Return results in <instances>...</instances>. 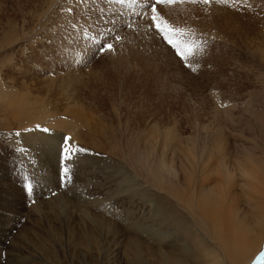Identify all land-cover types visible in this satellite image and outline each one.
I'll use <instances>...</instances> for the list:
<instances>
[{
    "label": "rangeland",
    "instance_id": "374dc122",
    "mask_svg": "<svg viewBox=\"0 0 264 264\" xmlns=\"http://www.w3.org/2000/svg\"><path fill=\"white\" fill-rule=\"evenodd\" d=\"M143 7L0 0V264H129L125 239L150 216L140 200L165 204L186 180L199 183L202 162L221 160L219 142L231 168L264 172V0L164 3L161 31L150 29ZM165 34L187 49L196 71ZM104 43L114 48L101 53ZM22 122L31 139L25 151L15 135ZM44 128L54 142L32 139ZM66 136L85 151L67 164L61 185ZM173 159L180 190L162 169ZM236 191L249 216L256 207ZM250 264H264V241Z\"/></svg>",
    "mask_w": 264,
    "mask_h": 264
},
{
    "label": "bare ground",
    "instance_id": "6f19581e",
    "mask_svg": "<svg viewBox=\"0 0 264 264\" xmlns=\"http://www.w3.org/2000/svg\"><path fill=\"white\" fill-rule=\"evenodd\" d=\"M248 7V10L254 8L251 2L248 3ZM254 11L252 9L253 13ZM263 44H258L261 51H257L262 57ZM4 111L7 118H13L12 114H7L11 111L10 108ZM27 115L25 113L26 117ZM29 119L28 115L27 120ZM25 127V122H22L17 131L20 133L17 138L24 143V151L26 145L31 142L29 131ZM41 136H45L44 138L50 142L55 141L53 134L43 131L39 135H34L32 139L38 141ZM223 145H225L223 141L219 142L215 150L213 149L215 154H221V160L217 165L215 167L211 165L212 156H209L202 162L203 166L200 168L206 175L200 176L199 183H193L192 179L186 180L185 189L180 186L182 184L179 185V172L175 160H172L169 167H167L169 162H166L167 168L163 163L161 164L163 172L171 174V178L177 181L178 186L181 187L179 190L182 189L183 192L181 195L173 194L175 196L174 198L172 196V201H165V204L161 205L156 200H140L144 204L150 203V205L148 203L149 207L151 206L150 216L143 217V222L147 226L139 222L133 224V229L139 235L130 239L126 237L123 260L129 264H250L256 258L264 241V172L261 167L247 166V163H237L235 169L231 168L224 154L222 155L225 151ZM189 158L194 162L193 158L190 156ZM152 166L150 165L151 168ZM213 168H215L214 173ZM194 170L196 169L188 165V176H194ZM160 172L163 174L162 170ZM237 173L241 178L239 185L235 182ZM213 175H216V180H213L214 177L212 179ZM236 187L246 198V204L252 203V208L256 207L250 212V219L248 218L250 215H246L237 204ZM190 195H193L192 201H190L192 198L189 199ZM96 205L98 204L94 202V206ZM141 207L143 211L149 209L148 206ZM102 211L107 213L106 207Z\"/></svg>",
    "mask_w": 264,
    "mask_h": 264
},
{
    "label": "snow or ice",
    "instance_id": "6c2138e0",
    "mask_svg": "<svg viewBox=\"0 0 264 264\" xmlns=\"http://www.w3.org/2000/svg\"><path fill=\"white\" fill-rule=\"evenodd\" d=\"M109 3L115 2V3H120L123 4L126 2V0H108ZM131 3L135 4L137 3V0H130ZM175 0H142V3L144 5L143 7V12L147 15L149 12L151 13L150 20L148 21L150 29H155L156 31H161L160 28V23H159V6L164 4V3H173ZM193 2H202L204 4H211V3H225L226 0H193ZM69 11H71L69 9ZM128 27H131V25H128ZM175 32L179 33V29H175ZM120 37L117 35L115 37V40H119ZM165 39L168 40V43L171 45L173 49H175V55L178 56L181 60L184 61V67L190 68L192 71H196V68H192L191 64L188 63L187 57L184 55L185 51H187L186 48L182 49L180 44L168 39L167 34H165ZM202 45L205 47L208 44V41H202ZM114 48V43H104L101 45L99 51L101 53H104L105 51L112 50ZM39 127V126H38ZM43 132H49L50 130L47 128L41 129ZM16 136H19L20 133L17 132L15 134ZM17 151H23V149H16ZM85 151V149L80 148L79 146H75L71 143V137H64L62 143L60 144L59 147V156H60V180H61V185H64L67 183L68 178H69V168L67 164L71 163L73 160V157L79 153ZM30 190V189H29Z\"/></svg>",
    "mask_w": 264,
    "mask_h": 264
}]
</instances>
